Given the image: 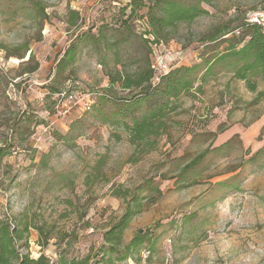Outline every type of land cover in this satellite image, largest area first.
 Masks as SVG:
<instances>
[{
  "label": "rangeland",
  "instance_id": "obj_1",
  "mask_svg": "<svg viewBox=\"0 0 264 264\" xmlns=\"http://www.w3.org/2000/svg\"><path fill=\"white\" fill-rule=\"evenodd\" d=\"M175 1L206 13L165 30L168 48L150 51L133 24L147 10L131 12L130 0H0V221L26 226L15 242L20 257L105 264L102 235L129 206L136 215L123 244L138 231L147 242L123 261L122 250L111 255V264H264V95L235 79L226 61L170 99L157 134L135 145L125 126L166 101L152 87L140 97L147 84L114 85L113 100L89 113L52 115L45 87L76 36L90 34L69 81L101 93L115 71H144L149 52L170 67H203L227 46L210 36L264 10V0ZM137 96L143 103L120 117Z\"/></svg>",
  "mask_w": 264,
  "mask_h": 264
},
{
  "label": "trees",
  "instance_id": "obj_2",
  "mask_svg": "<svg viewBox=\"0 0 264 264\" xmlns=\"http://www.w3.org/2000/svg\"><path fill=\"white\" fill-rule=\"evenodd\" d=\"M113 1V0H111ZM131 8V12L135 9L145 8L147 15L145 18L134 19L133 24L140 27V38L144 43L149 46L151 51L152 47H163L168 48L167 45L170 43L167 40L160 39L165 30L174 28L179 22L189 23L193 18L205 14L204 10L200 9L197 5H187L175 0H130L129 5L125 6ZM122 8L123 11L126 8ZM126 21V20H125ZM137 24V25H136ZM236 32L238 34H236ZM89 33H84L80 37L71 41L70 45L66 47L59 58H57L55 66V76L51 81V84L45 88L47 96L51 98L52 115L53 114V100L52 97L55 93L65 87L69 82L73 88H79L76 82H70L69 78L72 73V66L76 62L78 54V48L81 42L86 41ZM230 35V36H229ZM82 38V39H80ZM221 40L227 42V46L222 53L205 60L202 64H196L192 66L188 65H172L167 73H165L159 81H154L156 75V67L161 60L160 56L153 58V54L150 52L149 64L144 71H136L133 75L125 74L121 71H115V77L109 80L107 86L104 87L103 91L99 93L96 101L91 106V109L105 99L113 100L109 98L108 94L116 90L114 85H118L122 90H131L134 88H142L144 84H147V88L139 93L140 97L147 94L149 88H156L158 95L166 99L165 104L156 106L147 113H143L139 117H135L132 120V125L125 126V131L129 136V142L132 145L142 142L148 139L151 135L157 134L156 130L160 128V121L164 118L163 110L169 103L170 99H177L181 94L188 92L193 88L197 75H200L199 79L203 81L207 75L210 74L212 68L224 61L227 62L225 69L233 74V77L239 81H243L246 84L247 89L255 93L257 96H263V91H258V83L264 81V29L261 25L249 24L243 20V25L238 28L237 31H227L224 34L217 32L209 37V41L213 42ZM28 60H33L31 54ZM38 66L35 64L34 67L29 69V72L37 70ZM67 71L65 76L63 73ZM61 80H64L63 82ZM67 81V82H66ZM61 83L62 86H58ZM159 87V88H157ZM144 99H140L138 96L134 101L125 102L122 109H120V117L126 115L134 109L135 106L143 103ZM90 109V110H91ZM89 110V111H90ZM89 113V112H86ZM55 117V116H54ZM4 154L0 150V155ZM99 168L95 167L97 171ZM89 177L85 179L86 185L89 186ZM91 183V182H90ZM157 193L160 191L157 189ZM114 195L118 198H125L127 195L124 191L116 189ZM136 215L133 207L127 206L125 212L120 216L107 231L102 235V241L107 248L104 253L109 255L105 264H111L113 258L111 255L119 254L122 250V254L117 257V260L123 261L127 258H131L133 252H138L140 248L147 242L142 232L138 231L127 244H123L122 238L124 231L128 228L129 222ZM17 227V228H16ZM39 232L42 233V229L38 228ZM27 232L26 226L23 228L18 224L13 229L10 228L8 223L0 221V264H11L17 262L18 264H50V259L45 255L40 254L37 258H29L28 255L19 256L15 247L16 241L23 240L24 233ZM63 236H68L64 235ZM56 256V255H54ZM52 264H87L89 258L83 260L78 259H62L58 260L54 258ZM104 260V259H103ZM102 260V261H103ZM101 262V261H100Z\"/></svg>",
  "mask_w": 264,
  "mask_h": 264
},
{
  "label": "built area",
  "instance_id": "obj_3",
  "mask_svg": "<svg viewBox=\"0 0 264 264\" xmlns=\"http://www.w3.org/2000/svg\"><path fill=\"white\" fill-rule=\"evenodd\" d=\"M245 22L249 24L257 23L264 29V10L249 13L245 18ZM236 34L238 33L236 32ZM163 58L164 57H161V60L156 67L155 81H159V79L170 69V66L166 65ZM71 87L72 84L68 82L64 88L59 90L52 97L53 114L56 118L70 115L75 110L83 113L89 112L91 106L99 96L97 91L83 92L79 88L72 89ZM45 256L50 259V264L54 262L55 256Z\"/></svg>",
  "mask_w": 264,
  "mask_h": 264
}]
</instances>
